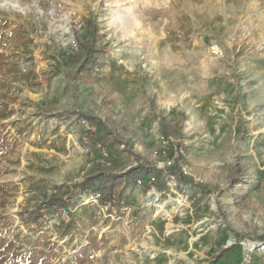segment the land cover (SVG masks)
Here are the masks:
<instances>
[{
    "label": "rangeland",
    "instance_id": "1",
    "mask_svg": "<svg viewBox=\"0 0 264 264\" xmlns=\"http://www.w3.org/2000/svg\"><path fill=\"white\" fill-rule=\"evenodd\" d=\"M73 111L161 181L78 186ZM0 264H264V0H0Z\"/></svg>",
    "mask_w": 264,
    "mask_h": 264
},
{
    "label": "trees",
    "instance_id": "2",
    "mask_svg": "<svg viewBox=\"0 0 264 264\" xmlns=\"http://www.w3.org/2000/svg\"><path fill=\"white\" fill-rule=\"evenodd\" d=\"M72 113L75 115V120L81 128V143L84 146L86 144L89 146V154H92V163H94V167L98 170L95 176L86 177L82 182L78 183V186L84 189L91 186V191L99 194V199L103 205L110 204V206L114 205L115 207L121 208L125 198L123 190L126 187L138 185L140 182L146 183L148 178L152 181L156 179L157 182L159 180L161 181L163 172L155 167L151 168L145 165L132 167L122 174L105 172L104 170L106 168L117 166L120 162L121 155L128 152V150L126 148L119 150L117 148L118 142L113 132L103 127V123L94 116L74 111ZM58 115L52 114V117H58ZM82 120L87 122L88 129H85L84 125L81 124ZM169 134L166 125H164L161 129V135L167 137ZM168 145V152H172L175 148L174 144L169 143ZM103 151L106 152V155H103ZM176 151V157L168 166L169 173L176 175L178 177L177 179L184 184H196L197 182L182 170L179 164L182 156L177 148ZM62 208L59 207L57 212L59 213ZM59 218L64 219L62 217Z\"/></svg>",
    "mask_w": 264,
    "mask_h": 264
},
{
    "label": "built area",
    "instance_id": "3",
    "mask_svg": "<svg viewBox=\"0 0 264 264\" xmlns=\"http://www.w3.org/2000/svg\"><path fill=\"white\" fill-rule=\"evenodd\" d=\"M71 27H72L71 30H73V32L81 34L86 27L85 20H77L74 24H71ZM81 124L84 125L85 129L89 128L86 121L82 120ZM85 148L89 152V146L87 144L85 145ZM102 153H103V155H106L105 151H103ZM97 197H99V194H97ZM68 214H69V210L66 208H62L61 211L57 214V217L58 218L59 217L66 218L68 216Z\"/></svg>",
    "mask_w": 264,
    "mask_h": 264
},
{
    "label": "clouds",
    "instance_id": "4",
    "mask_svg": "<svg viewBox=\"0 0 264 264\" xmlns=\"http://www.w3.org/2000/svg\"><path fill=\"white\" fill-rule=\"evenodd\" d=\"M18 8H19V10L21 11V14L23 13V11H25V9H23V7L20 6V5H18Z\"/></svg>",
    "mask_w": 264,
    "mask_h": 264
},
{
    "label": "bare ground",
    "instance_id": "5",
    "mask_svg": "<svg viewBox=\"0 0 264 264\" xmlns=\"http://www.w3.org/2000/svg\"><path fill=\"white\" fill-rule=\"evenodd\" d=\"M118 16V15H117ZM124 17V16H123ZM121 15H119L118 19L119 21H121L122 19H124ZM116 21V20H115ZM120 26V25H119ZM65 32H67V30H65Z\"/></svg>",
    "mask_w": 264,
    "mask_h": 264
}]
</instances>
